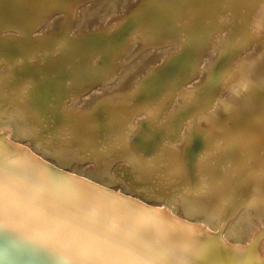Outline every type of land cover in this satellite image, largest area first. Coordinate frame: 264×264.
<instances>
[{
  "label": "bare ground",
  "instance_id": "1",
  "mask_svg": "<svg viewBox=\"0 0 264 264\" xmlns=\"http://www.w3.org/2000/svg\"><path fill=\"white\" fill-rule=\"evenodd\" d=\"M22 1L28 10L36 6ZM36 1L38 17L16 34H3L11 27L0 22V56L15 63L12 78L34 84L29 99L41 111L65 78L77 134L96 149L117 145L141 163H162L159 175L205 204L210 223L67 170L7 130L0 139L264 264V67L255 81L240 82L248 55L264 54V0H135L82 31L72 28L77 9L100 0ZM42 43L56 44L58 59L41 64ZM148 52L146 64L129 71L130 61ZM49 112L65 120L59 109ZM238 218L256 219L243 240L229 234Z\"/></svg>",
  "mask_w": 264,
  "mask_h": 264
},
{
  "label": "water",
  "instance_id": "2",
  "mask_svg": "<svg viewBox=\"0 0 264 264\" xmlns=\"http://www.w3.org/2000/svg\"><path fill=\"white\" fill-rule=\"evenodd\" d=\"M0 264H260L0 139Z\"/></svg>",
  "mask_w": 264,
  "mask_h": 264
},
{
  "label": "rangeland",
  "instance_id": "3",
  "mask_svg": "<svg viewBox=\"0 0 264 264\" xmlns=\"http://www.w3.org/2000/svg\"><path fill=\"white\" fill-rule=\"evenodd\" d=\"M34 1L29 0L32 6L36 4L35 8L28 10L31 7L27 6L25 1L0 0V22L11 27L3 30V34L14 35L27 22H31L33 18L38 17L37 13H40L43 7L39 1H36V3ZM134 1L105 0L102 2L100 0L93 4L87 3L77 9L72 28L74 31L86 30L96 25L97 21L107 11H110L111 14H118L131 7ZM42 46V49H46L47 52L38 51L41 54L36 59H39L41 64L45 65L58 59L60 49L58 50L56 44L42 43ZM41 55L45 56L42 58ZM149 55L148 52L132 59L129 63V71H132V68L138 63L144 66ZM263 55L260 50L248 55L240 82L255 81L259 77L264 67ZM71 61H74V59ZM63 65L65 67V62ZM13 67H15L13 61L0 56V130H7L14 139L16 138L18 143L25 146L28 144L32 151L34 150L48 160L64 165L67 170L79 171L78 174L90 180L103 181L117 186L119 189H124L140 199L159 204L163 203L165 207L171 208L181 215L200 218L210 223L209 212L205 204L193 200L188 193L180 191L178 185L173 181L159 175L158 168L162 163L153 165L141 163L131 157L129 153L120 151L117 145L108 148L99 145L98 149L89 146L88 139L79 135V133L77 134L76 128L72 126L73 123L67 116L68 111L72 112V110H67L66 106L73 101L65 97V78L60 82V92L56 90V93L49 96L47 103L43 104V107L47 110L41 111L40 107L29 99L30 94L27 89L32 88L34 84L26 80V82H22L12 78L10 73ZM228 95L229 93L224 94L226 99L229 98ZM86 96L82 95L75 102L76 105L80 106ZM40 106L42 107V105ZM55 108L59 109L62 114L66 113L65 116L61 114L65 117L63 122L57 123L55 116L53 117L49 112L55 110ZM262 189H264V186L259 190ZM250 214L252 213L248 211V215ZM255 214L253 213L251 217L260 215V213ZM254 218H249L248 223H243L240 221L241 218H238L236 220V223H238L234 224L229 234L236 233L235 237H238L241 233L239 238L245 239L246 226L255 221Z\"/></svg>",
  "mask_w": 264,
  "mask_h": 264
}]
</instances>
